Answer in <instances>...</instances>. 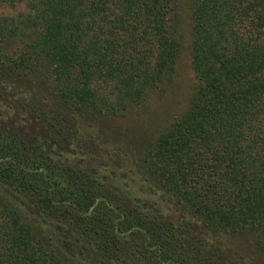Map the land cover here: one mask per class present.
Returning a JSON list of instances; mask_svg holds the SVG:
<instances>
[{
	"label": "trees",
	"instance_id": "trees-1",
	"mask_svg": "<svg viewBox=\"0 0 264 264\" xmlns=\"http://www.w3.org/2000/svg\"><path fill=\"white\" fill-rule=\"evenodd\" d=\"M18 4L0 12V264H264V0H186L192 90L139 149L101 122L172 81L180 0L0 10Z\"/></svg>",
	"mask_w": 264,
	"mask_h": 264
},
{
	"label": "rangeland",
	"instance_id": "rangeland-1",
	"mask_svg": "<svg viewBox=\"0 0 264 264\" xmlns=\"http://www.w3.org/2000/svg\"><path fill=\"white\" fill-rule=\"evenodd\" d=\"M177 24L180 36V50L176 57L174 76L171 82L150 94L145 106L133 109L124 117L101 122L105 129L113 128L122 136L130 148H142L152 136V132L166 126L178 116L187 104L193 86V74L189 60L188 7L186 0H180ZM22 4L14 9L2 8L3 14H14L23 10ZM123 141V140H122Z\"/></svg>",
	"mask_w": 264,
	"mask_h": 264
}]
</instances>
